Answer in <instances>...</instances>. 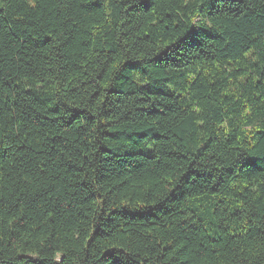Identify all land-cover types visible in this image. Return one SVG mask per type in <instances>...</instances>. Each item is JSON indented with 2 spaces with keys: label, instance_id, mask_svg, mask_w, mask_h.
I'll list each match as a JSON object with an SVG mask.
<instances>
[{
  "label": "trees",
  "instance_id": "trees-1",
  "mask_svg": "<svg viewBox=\"0 0 264 264\" xmlns=\"http://www.w3.org/2000/svg\"><path fill=\"white\" fill-rule=\"evenodd\" d=\"M0 264H264V0H1Z\"/></svg>",
  "mask_w": 264,
  "mask_h": 264
},
{
  "label": "rangeland",
  "instance_id": "rangeland-1",
  "mask_svg": "<svg viewBox=\"0 0 264 264\" xmlns=\"http://www.w3.org/2000/svg\"><path fill=\"white\" fill-rule=\"evenodd\" d=\"M2 6V4H1V0H0V7Z\"/></svg>",
  "mask_w": 264,
  "mask_h": 264
}]
</instances>
